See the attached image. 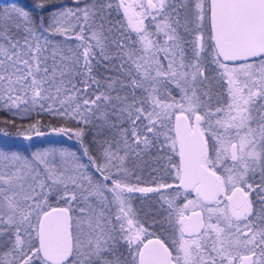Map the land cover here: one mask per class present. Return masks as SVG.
<instances>
[{
  "label": "snow or ice",
  "instance_id": "obj_1",
  "mask_svg": "<svg viewBox=\"0 0 264 264\" xmlns=\"http://www.w3.org/2000/svg\"><path fill=\"white\" fill-rule=\"evenodd\" d=\"M73 5L35 0L32 11L47 15L34 17L13 0L0 12V40L7 41L0 43V107L13 117L46 113L57 122L50 133L80 145L79 154L55 147L30 155L0 151V264H264V0H119L123 20L111 39L112 0ZM69 34L83 51L49 71L41 57L50 37ZM97 65L110 73L104 84L94 75ZM210 66L226 84V103L218 107ZM41 126L35 120L17 135L43 136ZM92 130L96 155L85 144ZM109 130L117 138L105 137ZM161 137L179 156V184L175 197L161 195L165 214L153 223L178 232L175 255L164 239L144 244L142 237L154 233L137 219L128 195L173 185L126 182L130 157H142ZM189 189L196 201L178 207ZM53 196L66 206L52 207ZM195 205L216 223L195 211L198 223H186Z\"/></svg>",
  "mask_w": 264,
  "mask_h": 264
},
{
  "label": "trees",
  "instance_id": "obj_2",
  "mask_svg": "<svg viewBox=\"0 0 264 264\" xmlns=\"http://www.w3.org/2000/svg\"><path fill=\"white\" fill-rule=\"evenodd\" d=\"M0 12L8 9L12 3V1H6V0H0ZM127 1H133L134 0H127ZM35 0H15V3L18 6H22L25 8V10H28L31 12V14L35 17L38 15H47V13H38L35 11H32L33 5ZM63 2L70 6L71 2H68V0H63ZM85 2H90V0H85ZM113 2V10L111 14L109 15L108 19L111 22L110 26H113V32L109 35V38L117 35L116 28L118 27L117 21L123 20V10H120L119 13L115 10V5L118 4L116 0H112ZM132 3V4H138ZM138 11V9H135ZM109 25H106V27ZM78 31V29H77ZM13 37L17 36L18 34L15 32V30L12 32ZM20 35V34H19ZM133 37L135 36V33H132ZM189 35H184L185 40H189ZM52 38H63V41L65 44L69 45L72 50L69 52L73 58V53H80L83 51L82 48L78 49L77 44L79 43L76 39L74 34H69V37H62V36H56ZM0 42L4 43L3 40H0ZM65 62H61L63 64ZM68 63V62H67ZM167 62L165 61V64ZM50 71V69H49ZM94 75L101 80V83L104 84V77L107 75H110V73L106 72L103 65H97L94 68ZM82 77L77 76L75 77V83L77 87H82V84H80V80ZM47 86V85H46ZM174 89V87H173ZM172 89V94H173ZM92 93L96 92V86H92ZM139 95V93H137ZM15 111V110H13ZM35 120L41 121V127L40 131L45 133L43 136H35L33 135L30 140H25L22 136L17 135V131L23 130L21 126H27L31 123H33ZM4 121H13L12 124L3 123ZM57 124L56 121H50L49 116L46 113H40L37 114V112H32L30 115L21 117L16 116L13 117L12 113L8 111L4 107H0V128L4 129V133H0V151L5 152H17L22 155H30L32 152L43 150L47 148H68L72 151H76L78 154L80 153V145L78 142L75 141L74 138H69V136H65L63 134H54L49 132L48 125ZM58 126V125H57ZM69 127H75V123L68 125ZM124 127H127L128 125L125 123L123 125ZM93 134L94 130L90 132L85 137V144H88L92 149V154L96 155L97 151V145L92 143L93 140ZM105 137L115 139L116 137V131L115 130H109L106 131L104 134ZM102 139V137H101ZM161 144H165L163 142L162 137L160 138V142L156 143L148 152H146L142 157L136 158V157H130L129 162L135 165V167L130 171L132 172V175L127 179V183L136 187H146L147 184H155V188L158 187V174H156V171L154 173V170L158 169V166H162L164 168V172L161 173L162 179L160 184H170L173 185V188L168 189H161L158 193L155 192L151 197H147L146 193H131L128 194L130 196V203L132 208L137 214V219L140 220L141 223L144 224L145 228L147 224H153L154 221H158L159 216V201H161L160 197L161 195L167 196L169 198L175 197V180H174V174H173V164H175L176 157L171 152L170 147L167 145L164 148H161ZM169 157H171V162H169ZM148 161V162H146ZM84 162L86 163V158L84 159ZM128 166V165H127ZM148 168V171H147ZM90 171H93L90 169ZM160 180V179H159ZM162 202V201H161ZM51 206H66L65 204L58 203L56 201V198L53 196L50 198ZM176 203L178 206L179 203V197L176 199ZM166 207V205H165ZM114 212L115 209H113V218H114ZM165 214V213H164ZM167 226V225H166ZM151 229V228H149ZM168 231V226H167ZM147 236L142 237L143 240H145Z\"/></svg>",
  "mask_w": 264,
  "mask_h": 264
},
{
  "label": "flooded vegetation",
  "instance_id": "obj_3",
  "mask_svg": "<svg viewBox=\"0 0 264 264\" xmlns=\"http://www.w3.org/2000/svg\"><path fill=\"white\" fill-rule=\"evenodd\" d=\"M126 25H127V21H126ZM186 35H189V34H185V36ZM188 37H189V40L192 39L191 35H189ZM213 69H214V66H210L208 75L210 77H213V79L210 81V83L212 85V88H211L212 103H213L214 107H218V106H220V103H218V101H223V102L226 103V100H227V97H226V94H225L226 84H225V82L218 81L217 79L214 78L216 76V73L213 71ZM172 95L178 98L179 97L178 90H176L174 88ZM174 118H175V115L172 117V131L170 133V135H172V136H174V131H173ZM175 157H176L175 164H179V156L175 155ZM146 162H148V161H146ZM147 171H148V168H147ZM155 171H156L155 175L158 174L157 178H158V182L160 184L161 179L163 178L161 173L164 172V168L162 166H158V169L154 170V173H155ZM174 180H175V184L176 185L179 184V181L175 179V170H174ZM146 187L155 188V184H152V185L151 184H147ZM180 191L183 193L185 190L184 189H180ZM153 193H155V192L146 193V195H147V197H151V196H154V195H152ZM230 194L231 193L229 192L227 194L221 195V197H220V199L222 201V203L220 205L221 207L223 206V202L226 200V195H230ZM250 196H251L252 199L256 198L254 194H250ZM196 199H197V197H196L195 191H192L191 189H189L188 192H187V198L186 199H185L184 195H181L179 197L178 207H183V205L186 204L188 200L196 201ZM158 203H159V207H158V211H159L158 221H159L161 219V216L164 215V213L161 210L162 202L159 201ZM200 203H203V204H206V205L210 204L211 207H216V205L213 202L200 201ZM193 211H195L197 213H200V215L204 218L205 222L216 223L215 217H213L211 221L208 220L207 208L202 209L199 205H195V206L190 207V210L188 212H186V215L189 217V219L192 217V222L190 220H188L186 222L190 226H195L197 224V222L199 221L198 217H195V216L192 215ZM165 227H166V230L162 231V229L160 228L158 223H155V224L153 223L151 225L147 224L146 228L148 229V232L154 233V235H146L147 238L145 240H143V242L145 244L146 242L154 241L157 238L164 239L165 243L169 246L170 251H172L173 255H175V250L172 248V239L174 238V236H178V232H174L173 229L171 227H169V226H168V231H167V226H165ZM149 228H151V229H149ZM210 243H211V241H209V244ZM120 252L126 255L127 254V249L122 247L120 249ZM129 259H130V257H129Z\"/></svg>",
  "mask_w": 264,
  "mask_h": 264
},
{
  "label": "rangeland",
  "instance_id": "obj_4",
  "mask_svg": "<svg viewBox=\"0 0 264 264\" xmlns=\"http://www.w3.org/2000/svg\"><path fill=\"white\" fill-rule=\"evenodd\" d=\"M68 2H71L70 6H74L73 5V0H68ZM116 2L119 3V0H116ZM126 2L129 3V4H132V3H137L138 0H134V2L126 0ZM83 3H86L85 0H81V6H83ZM122 19H123V15H122ZM124 24L126 26V20H124ZM17 34L19 35V33H17ZM50 39H52L53 43L47 46V51H45L43 53L42 57H41L42 60H43L44 57H47V59H46V61H44V63L46 64L48 69H50V71H51V69H52V67L54 65L57 66L58 68H60V67H63L64 65L71 64L73 58H72L71 54H69V52L72 50V48H70L69 45L64 43L63 38H52V37H50ZM0 43H2V42H0ZM6 43H7V41H4V44H6ZM54 45H58L59 46L57 48V55H56L55 58H53V56H52V51H53V46ZM62 56L68 57L69 59L68 60H62L61 59ZM62 61L65 62V63L61 64ZM29 96H30V93H29ZM24 106L25 105H23V104L21 105V107H24ZM162 139H163V142H165L166 145H167V142L164 140L163 137H162ZM173 154L176 155L175 153H173ZM127 167L129 168V171H131L135 167V165L132 164L131 162H129ZM172 171H173V174H174V168L172 169Z\"/></svg>",
  "mask_w": 264,
  "mask_h": 264
},
{
  "label": "water",
  "instance_id": "obj_5",
  "mask_svg": "<svg viewBox=\"0 0 264 264\" xmlns=\"http://www.w3.org/2000/svg\"><path fill=\"white\" fill-rule=\"evenodd\" d=\"M6 1H12V0H6ZM1 2V1H0ZM175 129V118H174V124H173V131ZM174 135H175V131H174ZM52 207H64V206H52ZM192 222V217L189 219ZM198 223V222H197ZM149 242V241H148ZM148 242H146L145 244H148ZM150 247H154V245L150 246Z\"/></svg>",
  "mask_w": 264,
  "mask_h": 264
}]
</instances>
